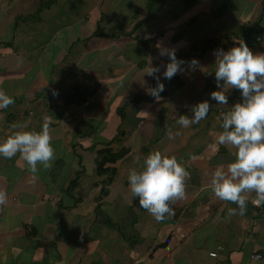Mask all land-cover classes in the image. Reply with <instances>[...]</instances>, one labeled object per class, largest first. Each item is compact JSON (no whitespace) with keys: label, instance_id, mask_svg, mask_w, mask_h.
Here are the masks:
<instances>
[{"label":"crops","instance_id":"crops-1","mask_svg":"<svg viewBox=\"0 0 264 264\" xmlns=\"http://www.w3.org/2000/svg\"><path fill=\"white\" fill-rule=\"evenodd\" d=\"M246 27L264 53V0H0V89L15 98L0 109V141L22 130L14 124L38 131L47 120L55 148L37 173L19 153L0 156V264H264V205L251 193L247 210L229 215L238 205L210 187L213 170L235 159L217 137L241 98L232 87L229 104L212 100L214 50ZM158 45L175 48L185 71L165 79ZM151 65L165 85L159 99ZM77 87L88 103L75 101ZM203 99L207 116L180 125ZM102 150L123 152L105 165L114 171H98ZM153 150L190 174L174 215L159 221L131 200L127 179Z\"/></svg>","mask_w":264,"mask_h":264},{"label":"clouds","instance_id":"clouds-1","mask_svg":"<svg viewBox=\"0 0 264 264\" xmlns=\"http://www.w3.org/2000/svg\"><path fill=\"white\" fill-rule=\"evenodd\" d=\"M161 56L169 59L161 75L171 79L178 72L185 71V61L176 55L175 48L158 45ZM215 78L217 88L210 92L212 100L219 104H229L228 89L240 90V99L231 104L224 115L222 131L217 139L221 144L234 148L235 157L226 166H217L211 173L210 187L221 200L235 202L238 207H229V215L243 214L251 193L253 204L264 205V53H254L242 39L228 49L214 50ZM189 65L194 69L200 65L193 57ZM147 74L156 78V85L149 93L160 98L164 82L160 79V66L151 65ZM228 85L226 89L224 86ZM15 98L0 89V109L7 108ZM212 104L208 99L196 102L192 114H180L178 123L189 126L205 118ZM22 129L13 132L0 141V156L11 158L19 153L33 173L39 167L49 168L55 159V148L51 143L50 122L45 120L41 130L35 131L23 125H13ZM187 168L176 156H169L160 150L150 151L141 168H131L128 172L131 200L138 198L139 206L147 209L159 221L174 215L172 203L185 195ZM8 194L0 189V205L7 202Z\"/></svg>","mask_w":264,"mask_h":264},{"label":"trees","instance_id":"trees-1","mask_svg":"<svg viewBox=\"0 0 264 264\" xmlns=\"http://www.w3.org/2000/svg\"><path fill=\"white\" fill-rule=\"evenodd\" d=\"M246 31H243V35L245 38V42L247 44H249L251 41H256V38L252 36V34L256 31H258L256 28L254 27H246L245 28ZM252 37V38H251ZM251 38V39H250ZM77 88H82V87H77ZM87 92V91H86ZM80 101H83L86 99L85 96L83 97H79ZM102 155L101 158L98 159V171L99 172H104V171H114V167L111 166H105L108 163H115L120 157H123V152H119V153H112L110 150H102L101 151Z\"/></svg>","mask_w":264,"mask_h":264},{"label":"built area","instance_id":"built-area-1","mask_svg":"<svg viewBox=\"0 0 264 264\" xmlns=\"http://www.w3.org/2000/svg\"><path fill=\"white\" fill-rule=\"evenodd\" d=\"M242 39L245 40L244 36H242ZM72 95H73L75 98H78V100H80L79 97H83V96L88 97V94H87L85 91L81 90V88H79V89H74V90L72 91ZM83 101H84V100H83ZM211 254H212V255H216V252H212ZM253 256H254L255 258H260V257H261V254H255V255H253Z\"/></svg>","mask_w":264,"mask_h":264},{"label":"rangeland","instance_id":"rangeland-1","mask_svg":"<svg viewBox=\"0 0 264 264\" xmlns=\"http://www.w3.org/2000/svg\"><path fill=\"white\" fill-rule=\"evenodd\" d=\"M79 89V88H78ZM81 90L85 91L86 92V89L85 88H81ZM88 93V92H86ZM72 96V95H71ZM90 96L88 95V97H86V99L84 101H80L78 100V98H75V101H78V102H83L84 104L88 103L90 100H89Z\"/></svg>","mask_w":264,"mask_h":264}]
</instances>
